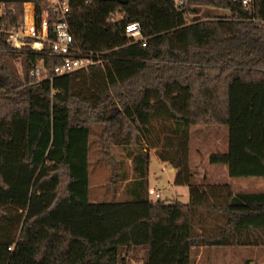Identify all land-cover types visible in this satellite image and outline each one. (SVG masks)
<instances>
[{
	"label": "trees",
	"instance_id": "obj_1",
	"mask_svg": "<svg viewBox=\"0 0 264 264\" xmlns=\"http://www.w3.org/2000/svg\"><path fill=\"white\" fill-rule=\"evenodd\" d=\"M29 2L42 11L44 0H0L10 25ZM202 7L229 13L201 17ZM68 19L79 47L113 58L56 76L47 56L53 79L37 81L40 54L0 40V264H133L140 250L142 264H194L199 247L264 246V191L194 183L188 129L227 125L228 150L210 162L233 178L264 177V0H70ZM136 22L146 46L127 35ZM92 123L112 183L121 173L111 147L131 158L125 200H89ZM152 149L179 169L188 202L150 198ZM202 211L224 223L197 232Z\"/></svg>",
	"mask_w": 264,
	"mask_h": 264
},
{
	"label": "rangeland",
	"instance_id": "obj_2",
	"mask_svg": "<svg viewBox=\"0 0 264 264\" xmlns=\"http://www.w3.org/2000/svg\"><path fill=\"white\" fill-rule=\"evenodd\" d=\"M205 11L213 15H225L229 13L228 10L221 8L202 7L201 17L205 16ZM12 66L16 67L19 71L20 77L24 76L21 58L12 60ZM0 82H4V77L0 76ZM91 128L88 166L89 200L93 202L125 200L128 197L125 192V180L122 179L120 174L116 183H112L111 165L106 160L101 159L102 151L99 137L102 132V126L92 123ZM188 129L190 132L189 166L194 173V183L198 185L229 184L234 192L264 191V177L233 178L227 170L223 169L225 166L210 162V154L217 151L226 152L228 150L227 125H192ZM111 148L119 161L118 171L120 173L125 172L126 177L131 176V174L134 176L133 164L131 158H128L126 155V150L113 146ZM157 158V151H152L151 159ZM157 162V166L150 165L148 183L152 187H155V190L161 193V198L169 203L175 200L188 202L190 199L188 186H172L169 182V176L172 174L169 172V169L172 166L168 162L159 160V158ZM173 175L175 176L174 173ZM157 189H161V191ZM150 198L153 200L157 199L152 194H150ZM223 223L224 219L221 215L207 211L199 212L195 216L194 222L197 232L203 231L209 234L218 230L219 226ZM137 255L138 259L133 264H142L144 250H140ZM192 256L195 264H264V246H203L194 249Z\"/></svg>",
	"mask_w": 264,
	"mask_h": 264
},
{
	"label": "built area",
	"instance_id": "obj_3",
	"mask_svg": "<svg viewBox=\"0 0 264 264\" xmlns=\"http://www.w3.org/2000/svg\"><path fill=\"white\" fill-rule=\"evenodd\" d=\"M243 3L251 6L253 0H243ZM69 9L70 0H44L41 12L35 2L25 3L21 21L10 25L4 18L7 9L0 5V40L5 39L13 52L29 47V50L40 54L30 72L37 81L53 79L46 65L47 56L53 58L56 76L88 70L113 58L109 51L84 49L76 44L68 19ZM126 31L134 42L140 40L144 46L147 45L140 23L128 25ZM149 192L161 199L159 191L150 188Z\"/></svg>",
	"mask_w": 264,
	"mask_h": 264
},
{
	"label": "crops",
	"instance_id": "obj_4",
	"mask_svg": "<svg viewBox=\"0 0 264 264\" xmlns=\"http://www.w3.org/2000/svg\"><path fill=\"white\" fill-rule=\"evenodd\" d=\"M154 150L155 151H157V149H152V151L154 152ZM211 155V154H210ZM210 155H209V157H210ZM158 158L157 159H154V160H152L151 161V166H157L158 165ZM223 166H225V165H223ZM223 169H225V170H227L228 171V169H227V166H225V168H223ZM163 170H164V168H163ZM168 170V169H167ZM178 169H176V168H174V167H172L171 169H169V172L170 173H172V174H170L171 176H169V182H170V184L172 185V186H185V185H177V184H175V182H174V175H173V173L176 175V173L178 172L177 171ZM122 174V176L125 174V172H122L121 173ZM133 178V175L131 174V176H128V179H126L125 180V183H127V182H129L131 179ZM148 187H150L151 189H155V187H152L151 185H150V183H148ZM149 188V189H150ZM157 190H160L161 191V189H157ZM199 259V258H198ZM133 262H136V260H133ZM194 264H195V261H194Z\"/></svg>",
	"mask_w": 264,
	"mask_h": 264
},
{
	"label": "water",
	"instance_id": "obj_5",
	"mask_svg": "<svg viewBox=\"0 0 264 264\" xmlns=\"http://www.w3.org/2000/svg\"><path fill=\"white\" fill-rule=\"evenodd\" d=\"M116 1H118V2H120L122 4H126L128 2V0H116Z\"/></svg>",
	"mask_w": 264,
	"mask_h": 264
}]
</instances>
